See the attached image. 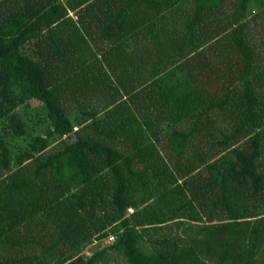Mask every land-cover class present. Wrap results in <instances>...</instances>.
<instances>
[{"label": "trees", "instance_id": "1", "mask_svg": "<svg viewBox=\"0 0 264 264\" xmlns=\"http://www.w3.org/2000/svg\"><path fill=\"white\" fill-rule=\"evenodd\" d=\"M116 254L264 264V0H0V264Z\"/></svg>", "mask_w": 264, "mask_h": 264}, {"label": "rangeland", "instance_id": "2", "mask_svg": "<svg viewBox=\"0 0 264 264\" xmlns=\"http://www.w3.org/2000/svg\"><path fill=\"white\" fill-rule=\"evenodd\" d=\"M40 108V105L38 102L36 101H31V105L29 107H24V106H21L17 109L18 113H20L24 120L29 118L28 116L32 115ZM27 121V120H26ZM31 122V121H30ZM29 120L27 121V123H29ZM35 133L37 132V129L34 131ZM98 242V241H97ZM97 242H94L93 244L87 246L83 253L84 255L88 256L92 253V251L96 248V246H98V243ZM107 242V240H105L103 243ZM112 264H125L124 262V258L120 255V254H116L115 257H114V260L112 262Z\"/></svg>", "mask_w": 264, "mask_h": 264}]
</instances>
